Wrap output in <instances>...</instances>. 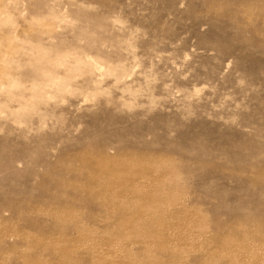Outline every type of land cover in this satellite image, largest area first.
Instances as JSON below:
<instances>
[{"label":"rangeland","instance_id":"374dc122","mask_svg":"<svg viewBox=\"0 0 264 264\" xmlns=\"http://www.w3.org/2000/svg\"><path fill=\"white\" fill-rule=\"evenodd\" d=\"M0 264H264V0H0Z\"/></svg>","mask_w":264,"mask_h":264}]
</instances>
